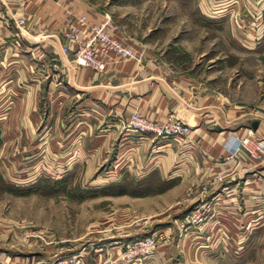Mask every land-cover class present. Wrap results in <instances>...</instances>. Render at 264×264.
I'll return each mask as SVG.
<instances>
[{
    "label": "crops",
    "instance_id": "crops-1",
    "mask_svg": "<svg viewBox=\"0 0 264 264\" xmlns=\"http://www.w3.org/2000/svg\"><path fill=\"white\" fill-rule=\"evenodd\" d=\"M196 2L216 12L223 6L219 0ZM104 12L81 0H0L1 154L14 158V164L21 158L31 160L34 155L30 142L41 137L46 141L40 153L41 166L47 172L55 177L64 172L88 178L111 157L115 147L116 157L122 158L115 171L121 172L132 160L142 175L156 172L160 176L167 174L168 179L176 178L171 188L175 190L183 188L187 175L220 171L223 175H218L217 180L213 177L209 187L221 177H229L217 183L220 189L215 196L218 207L213 221L186 233L193 238H211L214 244L197 250L193 242L189 245L187 241L182 252L184 264H256L258 245L264 248V228L254 229L252 225L259 218L256 200L264 189V176L263 183L252 177L242 181L241 176L261 160L249 157L243 150L233 160H225L224 143L232 135L245 134L264 141V102L251 105L248 97H243L237 104L226 105L219 92L192 72L170 68L167 51L159 55L147 50L111 15L120 28L117 36L140 54V60L111 59L103 71L76 65L71 59L72 44L65 37V26L80 14L93 22ZM18 19H22L21 24L16 22ZM226 23L223 29H236L240 34L236 38L239 43L235 42L238 46L256 49L264 43V0H242ZM62 47L68 50L62 51ZM39 71L41 76L37 78L34 73ZM237 90L239 93L240 88ZM131 110L155 120L178 119L190 127L189 134L176 143L149 135L120 137L118 117ZM130 153L132 158L126 157ZM230 162L234 164L230 166ZM11 170L17 175L16 169ZM224 238L235 244L248 238L242 253L245 257L236 261L221 259ZM116 248L110 247L111 254ZM100 251L96 250L94 264H104ZM167 252L169 247L164 251ZM0 264L50 262L12 261L0 251Z\"/></svg>",
    "mask_w": 264,
    "mask_h": 264
},
{
    "label": "rangeland",
    "instance_id": "rangeland-1",
    "mask_svg": "<svg viewBox=\"0 0 264 264\" xmlns=\"http://www.w3.org/2000/svg\"><path fill=\"white\" fill-rule=\"evenodd\" d=\"M81 1L106 11L147 50L159 55L167 51L170 68L192 72L219 92L226 105L237 104L243 97H248L251 105L264 102V43L254 50L241 48L235 43L240 35L237 30L223 29L242 0L234 7L222 6L220 12L196 0ZM232 57L239 59L233 62ZM30 144L34 157L28 161L21 158L14 164V158L0 152V251L10 260L54 264L57 259L73 256L77 264H94L96 250L101 249L104 264H184L182 252L187 241L189 245L193 242L197 250L214 244L211 238H193L186 233L213 221L218 206L211 198L220 189L217 183L229 176L221 177L212 187L209 183L222 172L187 175L183 181L187 183L175 190L171 188L176 178L168 179L167 174L160 176L156 172L142 175L132 160L121 172L115 171L122 158L116 157L114 147L113 161L110 157L88 178L64 172L55 177L41 166L44 138L35 137ZM259 160L242 174V181L252 177L263 183L264 158ZM202 186L208 188L199 193ZM257 196L259 218L252 227L263 229L264 189ZM204 202H211L204 222L187 224L184 218ZM145 238L152 241L147 243ZM224 240L221 259L236 261L245 257L242 253L248 238L242 239V244ZM113 246L118 250L111 254ZM262 246L258 245L256 264H264Z\"/></svg>",
    "mask_w": 264,
    "mask_h": 264
},
{
    "label": "built area",
    "instance_id": "built-area-1",
    "mask_svg": "<svg viewBox=\"0 0 264 264\" xmlns=\"http://www.w3.org/2000/svg\"><path fill=\"white\" fill-rule=\"evenodd\" d=\"M239 1L219 0L223 6L226 5L228 7H234ZM16 22L21 24L22 19H18ZM119 32V26L112 20L110 14L106 12L102 13L93 22H88L84 14L73 17L64 28L65 37L72 44V61L76 65L88 67L94 71H103L106 63L111 59L138 62L140 54L117 36ZM61 50L67 51L68 48L62 47ZM40 72L34 73L37 78L41 76ZM117 129L120 137H127L132 134L138 136L149 135L154 139H167L172 143H176L178 139H184L190 131V127L178 119H150L140 114L137 110L121 113L117 120ZM224 149L226 151L225 160H233L242 150L249 157L264 158V141L250 134H245L242 137L230 136L224 143ZM206 188L208 187L202 186L199 193L204 192ZM213 199L214 203L218 201L215 196L211 198V200ZM210 203L204 202L202 205L194 207L184 218L185 222L187 224L204 222L206 219L205 212L210 209ZM151 241L145 238V242L150 243ZM54 264H77V260L71 256L57 259Z\"/></svg>",
    "mask_w": 264,
    "mask_h": 264
},
{
    "label": "water",
    "instance_id": "water-1",
    "mask_svg": "<svg viewBox=\"0 0 264 264\" xmlns=\"http://www.w3.org/2000/svg\"><path fill=\"white\" fill-rule=\"evenodd\" d=\"M254 127H255V123H252L251 128H254Z\"/></svg>",
    "mask_w": 264,
    "mask_h": 264
}]
</instances>
